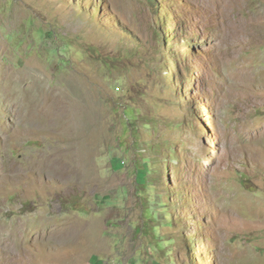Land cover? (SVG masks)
I'll return each mask as SVG.
<instances>
[{
	"label": "rangeland",
	"instance_id": "rangeland-1",
	"mask_svg": "<svg viewBox=\"0 0 264 264\" xmlns=\"http://www.w3.org/2000/svg\"><path fill=\"white\" fill-rule=\"evenodd\" d=\"M0 264H264V0H0Z\"/></svg>",
	"mask_w": 264,
	"mask_h": 264
}]
</instances>
